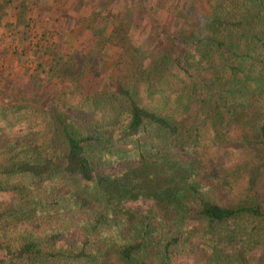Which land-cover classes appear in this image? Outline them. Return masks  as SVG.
<instances>
[{
	"label": "trees",
	"instance_id": "obj_1",
	"mask_svg": "<svg viewBox=\"0 0 264 264\" xmlns=\"http://www.w3.org/2000/svg\"><path fill=\"white\" fill-rule=\"evenodd\" d=\"M186 1L180 27H149L153 49L120 40L115 63L135 68L105 90L81 83L89 58L65 74L103 123L52 102L50 138L0 133V264H264V0ZM27 117L2 109L0 129Z\"/></svg>",
	"mask_w": 264,
	"mask_h": 264
},
{
	"label": "rangeland",
	"instance_id": "obj_2",
	"mask_svg": "<svg viewBox=\"0 0 264 264\" xmlns=\"http://www.w3.org/2000/svg\"><path fill=\"white\" fill-rule=\"evenodd\" d=\"M134 1L133 4L132 0H115L105 14L95 17L91 13L96 5L95 0H88L87 6L78 9L81 13L76 15H64L62 12L64 2L66 9L72 10L74 0H0V110L3 109L10 120L16 115L23 120L27 115L26 120L30 125H24V120H21V124L12 131L1 125L3 138L18 130L32 131L35 136L50 138L52 130L50 126L47 127L50 120L48 104L52 102L54 106L59 104L57 111L63 109L79 120L103 123L104 119H108L110 112L105 106L93 111L88 106L79 110L75 108L81 102L91 105L93 96L89 92L86 98H90L86 101L79 93L81 89L79 91L74 78L65 74L72 69L78 75L83 62L89 58L91 62L81 83L105 90L109 85L105 83L108 75L114 73L121 76L123 72L130 73L135 68L134 65L132 68L123 65L120 60L115 63L122 48L120 40L124 37L134 46L144 49V52L153 49L156 38L153 34L149 36V27L155 23L160 29L174 31L181 24L179 14L187 5L186 0ZM116 9H129V18L122 19L124 12L120 15L117 12L113 18ZM88 19L93 21L90 27ZM134 23L139 28L132 33L130 28ZM122 26L129 29L122 33ZM145 89H141L142 101L155 100L146 94ZM102 91L96 93V97L107 98L106 93L101 95ZM163 92L173 94L172 90L165 89ZM14 97L22 99L17 100L18 105ZM10 197L9 193H0V202H8ZM151 205V202L143 200L125 203L126 208L133 210H147ZM262 257L260 254L257 261H261ZM2 258L3 253L0 252Z\"/></svg>",
	"mask_w": 264,
	"mask_h": 264
}]
</instances>
